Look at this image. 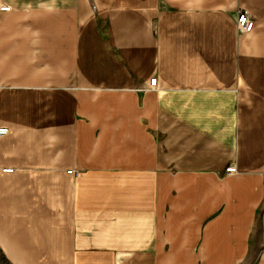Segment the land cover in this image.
<instances>
[{
    "label": "crops",
    "instance_id": "0c3cea01",
    "mask_svg": "<svg viewBox=\"0 0 264 264\" xmlns=\"http://www.w3.org/2000/svg\"><path fill=\"white\" fill-rule=\"evenodd\" d=\"M0 6V264H264V0Z\"/></svg>",
    "mask_w": 264,
    "mask_h": 264
},
{
    "label": "built area",
    "instance_id": "2783aa9c",
    "mask_svg": "<svg viewBox=\"0 0 264 264\" xmlns=\"http://www.w3.org/2000/svg\"><path fill=\"white\" fill-rule=\"evenodd\" d=\"M10 11H11L10 7L0 6V12H10ZM237 24H238V29L245 34L251 33L255 28V22L251 19L250 15L245 11L239 13ZM157 86H158V80L153 79L149 83V88L145 91L154 90L157 88ZM8 133H9V129H0V137H4L8 135ZM227 172L236 173L237 169L236 167L230 168L227 170Z\"/></svg>",
    "mask_w": 264,
    "mask_h": 264
}]
</instances>
